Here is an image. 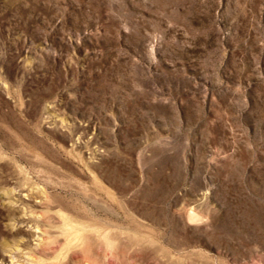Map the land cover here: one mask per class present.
Wrapping results in <instances>:
<instances>
[{
    "label": "rangeland",
    "instance_id": "obj_1",
    "mask_svg": "<svg viewBox=\"0 0 264 264\" xmlns=\"http://www.w3.org/2000/svg\"><path fill=\"white\" fill-rule=\"evenodd\" d=\"M41 215L94 264H264V0H0V264H85Z\"/></svg>",
    "mask_w": 264,
    "mask_h": 264
},
{
    "label": "bare ground",
    "instance_id": "obj_2",
    "mask_svg": "<svg viewBox=\"0 0 264 264\" xmlns=\"http://www.w3.org/2000/svg\"><path fill=\"white\" fill-rule=\"evenodd\" d=\"M5 195L9 199H13L12 190L7 191L5 193ZM17 203H18V208H16L15 206L9 205V208L16 213L18 211H20L19 206L20 207L21 206L22 207L27 206V204L23 200H20V199H17L15 201V204H17ZM47 217H49V221H50V219H51L50 216L41 215L40 220L33 222L29 218H27V220H25V218L15 216L14 222H16L17 226H19L18 228H15L16 229L15 231L24 232L23 228H21V227L23 225H25L26 223L32 222L34 224V227H36L40 231V234L38 235L39 242L37 243L34 251L41 250V249H43V247H45V245H48V247L51 249V252H53L52 255H55V256H53L54 260H55L60 255L59 252L62 249L60 242H61V239H63L64 241H66L65 244L72 245L73 249H76L79 253H81L83 255V257L85 259V264H94L92 258L89 255V253H91V251L87 250V242L91 239L90 235L89 234H85V235L80 234V233H78L77 229L72 230L71 228H68L67 230H63L64 233L58 234V236L52 235V233L50 231V229L52 230V226L50 224L47 227L41 225V222H43L44 219ZM12 230H14V229H12ZM96 238L99 240V241H97V243L99 245L100 250L102 251V255L105 258L110 259L109 263H107V264H111L112 258H114V254H113L114 245H112V243H110L108 241L107 236L103 235L101 232L98 233V236ZM36 262L39 264L42 261L41 262L36 261Z\"/></svg>",
    "mask_w": 264,
    "mask_h": 264
}]
</instances>
